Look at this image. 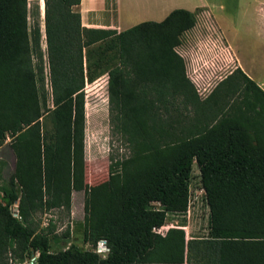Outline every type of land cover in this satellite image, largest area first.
I'll return each instance as SVG.
<instances>
[{
    "label": "trees",
    "instance_id": "trees-1",
    "mask_svg": "<svg viewBox=\"0 0 264 264\" xmlns=\"http://www.w3.org/2000/svg\"><path fill=\"white\" fill-rule=\"evenodd\" d=\"M80 1L43 0V49L39 6L0 0V146L9 137L15 157L0 187V264L29 252L34 264H264V90L237 67L199 97L175 50L196 22L187 8L117 31L82 26ZM103 74L130 147L88 212L90 239L109 249L54 251L69 231H39L33 217L69 210L84 188V84ZM192 179L206 226L187 238L183 217L156 233L188 210Z\"/></svg>",
    "mask_w": 264,
    "mask_h": 264
},
{
    "label": "rangeland",
    "instance_id": "rangeland-1",
    "mask_svg": "<svg viewBox=\"0 0 264 264\" xmlns=\"http://www.w3.org/2000/svg\"><path fill=\"white\" fill-rule=\"evenodd\" d=\"M214 1H224L226 6H228L226 8L228 14L234 19L232 6L237 4V0ZM253 1L258 2L260 0H240L239 2L242 5L250 2L249 4L252 5ZM28 2L31 9L36 5L39 6L40 41L42 48L45 49V41L43 39V0H28ZM117 5L119 16L122 19L129 13L135 14L136 18L132 20V23L135 24L140 22L145 16H148L140 11L144 10L147 5L152 7V3L148 2V0H117ZM196 12L197 22L181 35L182 41L180 44H182L183 49L179 46L178 50L184 60L186 76L193 83L199 97L204 100L217 80L223 78L233 64L227 55L222 54L226 51L218 43L213 44L214 39L212 38H214V32H216L218 25L212 12L203 9H198ZM96 13L101 15L100 11H96ZM220 14L221 12L216 13V16ZM229 19L231 20L230 17ZM32 20L33 17L30 16V24ZM251 21H254V19L252 18ZM121 24L127 25L124 21ZM200 41H203L206 49L203 46L200 49L202 45ZM194 68L201 70L202 74L195 72ZM106 77L107 75L103 74L84 84L86 121L84 122L85 165L83 170V190L73 192L69 210L51 209L48 212L37 213L33 217L34 224L39 231L46 230L50 221L55 224L54 232L57 235H62L66 229L69 231L68 238L61 237L57 241L55 239L51 240V250L54 251L68 247L71 243L84 250H93L95 248L97 243H93V240L88 235L89 209L107 193L108 165L111 161L121 159L129 154L130 147L128 143L113 129L110 122ZM46 85L48 88L47 79ZM190 115H192L191 112ZM14 159V153L9 145V137H7L4 144L0 146V187L5 184L10 175ZM196 167V164L192 165L191 171L193 173H197ZM191 182L188 210L184 215H168L167 224L168 226H176L180 223L178 221L185 217L187 223L185 230L188 234H196L201 232L202 228L206 226L208 207L202 198V192L194 186L193 179ZM15 208H12L14 213ZM34 258L35 254L33 252L27 253L23 264L34 262Z\"/></svg>",
    "mask_w": 264,
    "mask_h": 264
},
{
    "label": "crops",
    "instance_id": "crops-1",
    "mask_svg": "<svg viewBox=\"0 0 264 264\" xmlns=\"http://www.w3.org/2000/svg\"><path fill=\"white\" fill-rule=\"evenodd\" d=\"M239 1L237 0V4L232 6L234 19L228 14L226 10L228 6H226L224 1L216 2L214 0H148V2L152 3V7L147 5L140 12L148 15L142 20L153 19L161 21L173 9L184 7L195 12L197 20L196 11L198 9L209 10L216 19L217 31L223 39L224 49H222L226 52L222 54L227 55L233 64L223 78L235 68L240 67L250 80L264 90V0L253 1L252 5L249 4L250 2L242 5ZM73 10L80 14L81 25L89 28L111 27L121 31L135 25V23H132V20L136 18L135 14L129 13L123 19L119 16L117 0H81L79 5L73 6ZM96 11H100L101 15L96 13ZM219 12L221 14L216 16V13ZM229 17L232 21L228 20ZM252 18L254 21H251ZM122 21L127 25H122ZM201 44L200 49L202 46L205 48L203 41ZM181 45L179 44L175 48L179 55H181L178 50L179 46L183 49ZM221 79H218L217 82ZM211 90L209 91L211 92ZM195 164L194 161L193 165ZM183 223L184 225L180 227L185 229L187 223L186 221ZM166 225L168 224L166 223ZM170 227L174 226L169 225L168 228ZM185 232L188 238L190 234L186 230Z\"/></svg>",
    "mask_w": 264,
    "mask_h": 264
},
{
    "label": "built area",
    "instance_id": "built-area-1",
    "mask_svg": "<svg viewBox=\"0 0 264 264\" xmlns=\"http://www.w3.org/2000/svg\"><path fill=\"white\" fill-rule=\"evenodd\" d=\"M212 32H213V30H212ZM212 39H214L213 44L218 43L221 46V48L224 49L223 44H222L223 39L221 38V36L217 30H216V32H214V38H212ZM193 70L199 74H202V71L197 69V68H194ZM168 227H169L168 225H163V226H160L158 228L154 227V231H156V233L164 235ZM96 243L97 244L95 246V249L99 252V254L101 256H103L104 253H106V251L109 249L108 246L106 245V240L105 239H99ZM33 263L34 262H31L30 264H33Z\"/></svg>",
    "mask_w": 264,
    "mask_h": 264
},
{
    "label": "water",
    "instance_id": "water-1",
    "mask_svg": "<svg viewBox=\"0 0 264 264\" xmlns=\"http://www.w3.org/2000/svg\"><path fill=\"white\" fill-rule=\"evenodd\" d=\"M14 213V212H13ZM15 214V213H14ZM34 264V263H33Z\"/></svg>",
    "mask_w": 264,
    "mask_h": 264
}]
</instances>
